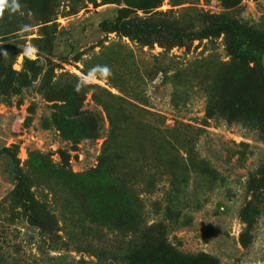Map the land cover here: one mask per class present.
<instances>
[{
    "label": "rangeland",
    "instance_id": "obj_1",
    "mask_svg": "<svg viewBox=\"0 0 264 264\" xmlns=\"http://www.w3.org/2000/svg\"><path fill=\"white\" fill-rule=\"evenodd\" d=\"M18 3L0 18V244L32 264H264V0ZM96 65L111 76L75 92Z\"/></svg>",
    "mask_w": 264,
    "mask_h": 264
},
{
    "label": "trees",
    "instance_id": "obj_2",
    "mask_svg": "<svg viewBox=\"0 0 264 264\" xmlns=\"http://www.w3.org/2000/svg\"><path fill=\"white\" fill-rule=\"evenodd\" d=\"M12 194V192H10ZM24 199L20 206L22 207V214L26 218V222L31 226H34L38 229L40 238H42L43 234H50L53 235V224H52V217L46 212V207L44 204H40L33 200L30 196L24 195ZM22 199V195L20 196ZM12 207L10 216H8L9 221H13L15 218L18 217L19 213L14 211ZM49 236V237H50ZM5 245L0 244V264H32L28 262V260L24 259L20 253V248L16 244H10L7 246H12V251H7L4 247ZM123 258L128 264H138V258L140 255L136 253H122ZM38 259L34 257L32 260L33 263H36ZM189 262L193 264H208L212 260L211 258H206L205 256L198 255L190 257ZM58 264V263H57Z\"/></svg>",
    "mask_w": 264,
    "mask_h": 264
},
{
    "label": "clouds",
    "instance_id": "obj_3",
    "mask_svg": "<svg viewBox=\"0 0 264 264\" xmlns=\"http://www.w3.org/2000/svg\"><path fill=\"white\" fill-rule=\"evenodd\" d=\"M20 4L18 0H0V18H3L4 12L6 9H9L12 13L19 11ZM25 29L28 28V25L23 26ZM36 48L34 46H27L23 50V55L27 56L30 59H35L34 53L36 52ZM0 55L7 57V51L0 52ZM109 76H111V70L107 65H96L94 66L87 74H84L82 78L78 79L77 83L74 85V91L79 93L84 87L92 84L97 79L106 80Z\"/></svg>",
    "mask_w": 264,
    "mask_h": 264
}]
</instances>
